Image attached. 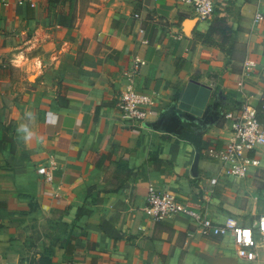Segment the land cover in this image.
I'll use <instances>...</instances> for the list:
<instances>
[{"label":"crops","instance_id":"crops-1","mask_svg":"<svg viewBox=\"0 0 264 264\" xmlns=\"http://www.w3.org/2000/svg\"><path fill=\"white\" fill-rule=\"evenodd\" d=\"M215 5L196 20L177 0H0V263L264 264L263 236L241 260L232 233L144 212L153 188L217 223L264 214V145L245 178L209 154L243 97L264 124V0ZM191 79L210 95L185 111ZM132 80L160 111L141 125L116 105Z\"/></svg>","mask_w":264,"mask_h":264},{"label":"built area","instance_id":"built-area-1","mask_svg":"<svg viewBox=\"0 0 264 264\" xmlns=\"http://www.w3.org/2000/svg\"><path fill=\"white\" fill-rule=\"evenodd\" d=\"M177 3L196 20L209 19L216 8L215 0H177ZM256 17L262 18V15L257 14ZM257 66V61L251 58L246 59L244 63L247 74L253 73ZM139 68L140 66L136 68L132 77L138 73ZM242 85L243 82L240 81V86ZM116 105L123 119L136 125L143 124L150 116H158L160 112L152 94L135 85L133 80L121 90ZM225 116L232 120L233 137L225 147L212 148L209 154L223 161L230 176L236 179L245 178L253 168L261 164V159L250 155L249 151L256 149L258 145H264V124L259 119L257 107L250 103L248 96L241 100L239 111H227ZM212 181L216 182L217 179ZM144 212L153 220L183 216L200 229L204 236L232 233L236 254L247 261L257 259L259 238L264 237V214L259 216L254 226L240 223L235 216H229L223 223H217L212 219L208 207L194 208L172 191H157L151 188Z\"/></svg>","mask_w":264,"mask_h":264},{"label":"water","instance_id":"water-1","mask_svg":"<svg viewBox=\"0 0 264 264\" xmlns=\"http://www.w3.org/2000/svg\"><path fill=\"white\" fill-rule=\"evenodd\" d=\"M210 95V87L191 79L182 97L180 108L190 111L192 106L204 108Z\"/></svg>","mask_w":264,"mask_h":264},{"label":"rangeland","instance_id":"rangeland-1","mask_svg":"<svg viewBox=\"0 0 264 264\" xmlns=\"http://www.w3.org/2000/svg\"><path fill=\"white\" fill-rule=\"evenodd\" d=\"M260 209H262V211H264V201L262 202ZM250 217H251V215L248 214L247 212L243 214V218H244L245 222H252L253 219H251ZM261 251H264V247L263 246H261ZM258 259H259V257H258Z\"/></svg>","mask_w":264,"mask_h":264},{"label":"trees","instance_id":"trees-1","mask_svg":"<svg viewBox=\"0 0 264 264\" xmlns=\"http://www.w3.org/2000/svg\"><path fill=\"white\" fill-rule=\"evenodd\" d=\"M262 109L264 110V103L262 104Z\"/></svg>","mask_w":264,"mask_h":264}]
</instances>
